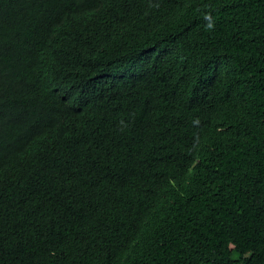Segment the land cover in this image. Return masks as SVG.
Wrapping results in <instances>:
<instances>
[{"label": "trees", "instance_id": "obj_1", "mask_svg": "<svg viewBox=\"0 0 264 264\" xmlns=\"http://www.w3.org/2000/svg\"><path fill=\"white\" fill-rule=\"evenodd\" d=\"M0 264H264V0H0Z\"/></svg>", "mask_w": 264, "mask_h": 264}]
</instances>
